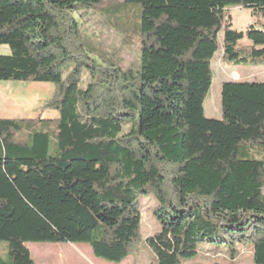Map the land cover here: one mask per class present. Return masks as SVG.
Returning a JSON list of instances; mask_svg holds the SVG:
<instances>
[{
	"label": "trees",
	"instance_id": "16d2710c",
	"mask_svg": "<svg viewBox=\"0 0 264 264\" xmlns=\"http://www.w3.org/2000/svg\"><path fill=\"white\" fill-rule=\"evenodd\" d=\"M103 2L0 0V49L11 51L0 54V82L55 85L46 108L60 114L0 119L10 264H36L29 243L86 244L111 263L144 244L157 264L205 251L264 264V83H224L223 118L205 116L220 48L237 65L264 64V0H123L142 9L140 64L128 69L92 58L74 17ZM234 7L259 25L236 30ZM148 198L160 230L145 239Z\"/></svg>",
	"mask_w": 264,
	"mask_h": 264
},
{
	"label": "rangeland",
	"instance_id": "374dc122",
	"mask_svg": "<svg viewBox=\"0 0 264 264\" xmlns=\"http://www.w3.org/2000/svg\"><path fill=\"white\" fill-rule=\"evenodd\" d=\"M228 13L234 28L238 31H246L252 25H259L248 9L234 7L228 10ZM74 17L86 39V48L92 58L97 59L100 63L102 60L113 61L123 69L133 68L140 64L142 9L139 5L124 4L123 0H104L102 4L93 8L74 13ZM111 19L119 22L118 27L123 26L124 30L115 28ZM222 36L223 34H221ZM241 43L252 44L247 39ZM91 46L96 49L94 52ZM0 54L10 55L11 51L9 47L5 46L0 49ZM212 69L213 85L205 101V116L209 119L220 120L223 118L221 92L224 83L238 81L264 83V64L258 66L237 65L226 59L221 48L212 61ZM84 75L83 87L91 82L90 70L86 69ZM55 93L56 87L52 98ZM46 104L39 116L33 114V110L29 107L25 109L11 107L12 114L10 116L16 120H37L39 118L43 120L46 110H50L46 108ZM79 170H84L87 173L94 171L92 165L81 166ZM85 196L91 206L98 210L99 207L93 193L85 191ZM154 206L155 201L152 198L145 199L142 213V235L145 239L154 236L160 230L153 216ZM27 247L36 264H157L156 254L144 244L141 245L137 254L130 255L121 263H111L96 258L91 248L86 244L29 243ZM0 264H10L6 242H0ZM187 264L230 263L221 254L205 251L196 260ZM235 264H252L250 252H245Z\"/></svg>",
	"mask_w": 264,
	"mask_h": 264
},
{
	"label": "crops",
	"instance_id": "0c3cea01",
	"mask_svg": "<svg viewBox=\"0 0 264 264\" xmlns=\"http://www.w3.org/2000/svg\"><path fill=\"white\" fill-rule=\"evenodd\" d=\"M54 90L55 85L50 83L0 82V119H14L10 116L11 107H29L33 114L39 116L46 102L52 98ZM59 118L58 112L46 110L43 120Z\"/></svg>",
	"mask_w": 264,
	"mask_h": 264
}]
</instances>
